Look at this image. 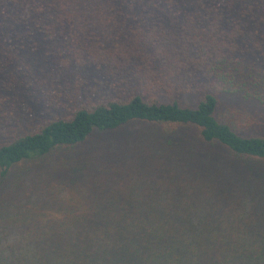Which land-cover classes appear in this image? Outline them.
<instances>
[{
	"label": "trees",
	"instance_id": "obj_1",
	"mask_svg": "<svg viewBox=\"0 0 264 264\" xmlns=\"http://www.w3.org/2000/svg\"><path fill=\"white\" fill-rule=\"evenodd\" d=\"M0 264H264V0H0Z\"/></svg>",
	"mask_w": 264,
	"mask_h": 264
},
{
	"label": "rangeland",
	"instance_id": "obj_2",
	"mask_svg": "<svg viewBox=\"0 0 264 264\" xmlns=\"http://www.w3.org/2000/svg\"><path fill=\"white\" fill-rule=\"evenodd\" d=\"M231 115H232V113H231ZM242 117L239 118V115H233V119L228 118V120L230 119L231 121L236 122V123H233L234 126L235 127H239V124H241V122H244ZM236 119H238V120L235 121ZM134 128L136 129L135 133L141 131V135L142 136H144L146 139L148 137L146 143H147V145L149 147H154V146H156L157 144L160 143V140L158 138L151 136L153 134V132L150 130V126L149 125L141 124L140 126H138V124H136L134 126ZM126 131H127V129L124 130V131L121 130L120 132L112 133L110 135H112V137H114L116 140H118V138L123 135L122 132L128 133V131L127 132ZM105 135H109V134H105ZM104 136L101 135V134H95L93 137H91L89 139V141L86 144H84V145H82V146H80L78 148V150L76 152V155L79 156V157L82 156V160L86 161L85 158L93 157L94 155L100 154V153H102L101 151H103L104 157H101L99 155H97V156L102 158V159H108L111 156V152L112 151L111 150H107V149L106 150L100 149V147L103 148L102 146L104 145V140H103ZM149 136H151V137H149ZM136 139L139 140L138 141V147H141L142 146V140H141L139 135H134V136H132V138H130L129 146L132 147V142L133 141L135 142V145H136ZM121 143L123 145V141ZM143 143H145V141ZM119 145H121V144H119V142H117V147L116 148H118V150L120 152H121L120 149H124L125 150L124 147L120 148ZM220 149L224 150L222 147L221 148L220 147H216V148L215 147H211V148H209L206 151V154H205L203 160H201L200 162L208 164V165H212V163L214 162V166L218 165V161H220V162L223 161V157H221V155H220V152H222V150H220ZM83 151L87 155H83ZM65 156L66 155H64V154H60V153L57 154L56 153L53 156L51 155V156L47 157L46 159L41 161L37 166L32 167L30 174L25 176L24 179L18 180L17 175L16 174H12L11 175L12 178L9 179L8 184H12L13 182H18L21 185L24 184L25 186H26V184H29V183H34V184L37 185L38 182H39V178L40 177L43 178L44 175H47L48 173H52L53 172L54 176L51 178V180H52L51 184H52V190L54 191L56 188H58L60 185L64 184V182L66 181L63 178V176H60L59 173H58V169L62 168V166L64 164L63 163V161H64L63 158ZM91 160H92V163L90 164V167H95V168L97 166L98 167L101 166L105 162V160H103L101 162H98L95 157L93 159H91ZM94 161H95V163H94ZM240 162L244 164V163H246V159L240 160ZM72 177L73 176H70V178H72ZM77 178L78 177H76L75 179H77ZM23 180H25V181H23Z\"/></svg>",
	"mask_w": 264,
	"mask_h": 264
}]
</instances>
